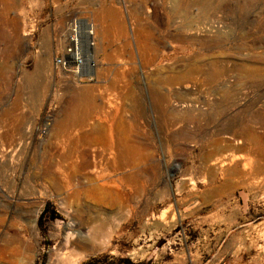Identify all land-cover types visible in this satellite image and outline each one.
<instances>
[{"label":"rangeland","instance_id":"1","mask_svg":"<svg viewBox=\"0 0 264 264\" xmlns=\"http://www.w3.org/2000/svg\"><path fill=\"white\" fill-rule=\"evenodd\" d=\"M73 19L98 30L94 80L73 85L96 89L99 122L131 120L111 137L137 153L77 198L48 179L84 169L55 131ZM0 190V264L67 259L68 235L99 217L109 237L64 264H264V0H0Z\"/></svg>","mask_w":264,"mask_h":264},{"label":"bare ground","instance_id":"2","mask_svg":"<svg viewBox=\"0 0 264 264\" xmlns=\"http://www.w3.org/2000/svg\"><path fill=\"white\" fill-rule=\"evenodd\" d=\"M155 11H156V9H155ZM81 24H82L84 30L85 29L87 30L88 29V26L90 25L89 23H86L84 21ZM93 26H94V29H95L96 34H97V32H98L97 25L93 24ZM99 33H100V31H99ZM94 52L96 53L97 50L95 51L94 49H90V51H88L86 53V60H87V64L88 65L95 58L94 57ZM92 74H93V71H92ZM190 89H192V86L191 87L188 86L186 88V90H190ZM92 138H94V137H92ZM94 139H96V138H94ZM235 139H237V138H235ZM249 141L250 140H248V142ZM255 141H257V140H255ZM113 143H114L113 140H111V143L110 142L109 143H106L101 148H98V149H102V150L101 151L99 150L100 152L99 153H96L95 155H93L90 152L91 150H88L86 152V150H85L84 147H83L84 148L83 150H77L74 147H72L73 149L71 148L72 150H70V153L69 154L67 153L68 155L64 156L65 157V160L67 159L68 161L71 162L72 159L73 160L76 159V158H74L75 155H79L77 157L80 158V154H81V157H82V160H83V163H84V165H83L84 167L83 168L85 169V170L82 169V171H84V173L82 171H79L78 170V168L80 167V166L79 167L77 166L78 165L77 164L78 162L77 163L75 162L76 165L73 164L74 162H72V164H70L71 167L69 165H67L70 168L68 170L64 171V172H66V175H64V174H61V176H58L56 174H54L52 176L49 175V178H48L49 181L52 183V185L54 186V188H57V189H60V190L63 189L65 191L67 190V191H69V193H70V191H72L73 192V196L76 197V198L78 196H80L81 194H86V195L87 194H90V196H96L95 194H97L98 191H102V192L104 191L105 192V190H107L106 189L107 187L109 188L110 186L116 185L115 184L116 181L115 182L114 181H112V182L109 181V182H106V183H103V184H99L103 179H106L104 173L106 171H111L112 172V171H114L116 169H119V170L120 169L121 170L125 169L126 166H128V164H129L128 160L130 158V155L131 156H134V155L137 154L136 152H134V150L132 152H130L129 149L126 148L125 146L115 147L113 145ZM242 143L243 142H240V141H237V142H234V143L228 142L227 143V146H228L227 148H231L232 147V148H234L235 150H238V151H246V150L250 149L249 144L247 145V144H244L243 143L244 144L243 145ZM256 143H258V142H256ZM258 144H260V143H258ZM54 148H55V146H54ZM80 149H81V147H80ZM247 153L249 155L250 151L247 152ZM252 153H253V151H252ZM254 155H255V159H256V156L257 155L256 154H254ZM64 157H63V159H64ZM245 157L246 158H244L243 156L242 157L231 156V157H229L227 159V161L222 162V165L223 166H227V165H232L233 163H236V162L241 161V160H245L246 161L247 156H245ZM133 158H135V156ZM250 159L252 160V158H250ZM63 161L60 164H63ZM68 161H66V163ZM247 161L249 163V159H247ZM105 162H107V164ZM66 163H64V164H66ZM250 163H253V162H250ZM67 164H69V163H67ZM103 164H105L104 168H102ZM250 166H251V164H250ZM99 168L102 171L98 175H96V172H98V169ZM92 169H94L95 171L92 172L91 171ZM46 176H48V175H46ZM95 187H99V188H95ZM109 192H111V191H109ZM71 195H72V193H71ZM106 195H107V191H106ZM71 198L72 197H70V195H69V199H71ZM93 214L95 216L96 213H93ZM100 214H102V216H107V214H103V213H100ZM104 218H106V217H99L98 220H96V219L95 220H93V219L88 220L89 227L87 226L88 227L87 228V231L85 233H80L78 236L76 235L78 238L75 235L74 236L72 235L73 238H70L71 235H68L69 237L66 239L65 248L68 249V252H70L72 254V256H71L72 259L75 258V256H76V250H77L76 248H80L83 251H89V250H92L93 247H95V243H97V242L99 243L101 241H105L109 237L110 231H111L110 229L111 228L109 227L110 225H108L107 222H106L107 219H104ZM86 224H87V221H86ZM15 241H16V239H15ZM17 250L20 251V248H18ZM68 257H69V255H68ZM71 257H69L70 260H68L67 263L72 261L71 260ZM69 258H67V259H69ZM64 259H66V258L63 257V255L60 253V251H56L55 253H53V255L50 258V264H64L66 262ZM73 262H74V260H73Z\"/></svg>","mask_w":264,"mask_h":264},{"label":"crops","instance_id":"3","mask_svg":"<svg viewBox=\"0 0 264 264\" xmlns=\"http://www.w3.org/2000/svg\"><path fill=\"white\" fill-rule=\"evenodd\" d=\"M66 1L68 2V0ZM49 16L46 19H49ZM41 37L40 41L46 43L48 34L42 33ZM64 44L66 45V40ZM74 82L78 85L86 84H80L75 79H70L66 83L65 102L61 104L62 111L55 123L56 133L65 138V145L61 148L68 150H72V147L77 150H83L84 148L85 150L97 149L106 143H111V140H113L111 134L115 126L127 129L132 126L133 123L128 117L127 121L115 123L113 114L106 116V122H99L100 109L98 95L95 93L96 89L89 87L81 90L73 85ZM87 82L91 81L87 80ZM73 91L75 92L72 93Z\"/></svg>","mask_w":264,"mask_h":264},{"label":"built area","instance_id":"4","mask_svg":"<svg viewBox=\"0 0 264 264\" xmlns=\"http://www.w3.org/2000/svg\"><path fill=\"white\" fill-rule=\"evenodd\" d=\"M82 20L73 19L67 25L66 45L54 60V66L59 72L73 77L78 83L93 81L96 68L94 60L88 65L86 53L96 49V31L93 24L84 30Z\"/></svg>","mask_w":264,"mask_h":264},{"label":"trees","instance_id":"5","mask_svg":"<svg viewBox=\"0 0 264 264\" xmlns=\"http://www.w3.org/2000/svg\"><path fill=\"white\" fill-rule=\"evenodd\" d=\"M41 218L43 220L47 218V213L44 212ZM86 264H132V263L130 260H126V259L102 257L99 259L91 260Z\"/></svg>","mask_w":264,"mask_h":264}]
</instances>
